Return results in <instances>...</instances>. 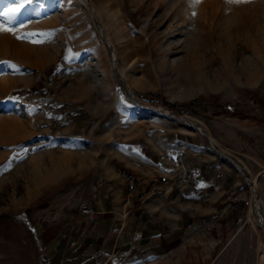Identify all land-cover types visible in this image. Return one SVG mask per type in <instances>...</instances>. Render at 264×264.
Masks as SVG:
<instances>
[{
    "label": "rangeland",
    "instance_id": "1",
    "mask_svg": "<svg viewBox=\"0 0 264 264\" xmlns=\"http://www.w3.org/2000/svg\"><path fill=\"white\" fill-rule=\"evenodd\" d=\"M7 26L53 36L0 33V264H47L54 205L91 207L131 164L180 155L221 193L215 222L126 264H264V0H24ZM69 247L50 264H75Z\"/></svg>",
    "mask_w": 264,
    "mask_h": 264
},
{
    "label": "crops",
    "instance_id": "2",
    "mask_svg": "<svg viewBox=\"0 0 264 264\" xmlns=\"http://www.w3.org/2000/svg\"><path fill=\"white\" fill-rule=\"evenodd\" d=\"M186 158L180 155L175 163L159 156L143 166L131 164L114 187L104 188L103 197L93 200L91 215L82 213L84 207L73 205L65 213L60 204L54 205L57 211L41 232L42 242L54 247L52 252L71 245L64 255L66 263L126 264L141 255H155L158 247L171 246L194 223L213 225L215 220L203 218L219 208L221 193L212 185L201 188L186 179ZM203 168V178L218 176Z\"/></svg>",
    "mask_w": 264,
    "mask_h": 264
},
{
    "label": "snow or ice",
    "instance_id": "3",
    "mask_svg": "<svg viewBox=\"0 0 264 264\" xmlns=\"http://www.w3.org/2000/svg\"><path fill=\"white\" fill-rule=\"evenodd\" d=\"M30 2V0H29ZM190 5H195L198 4L200 2V0H189ZM226 2L229 3H246L248 2V0H226ZM24 4V0H21V3L16 6V7H12V6H7L3 11H0V33H10L12 35L15 36L16 39L18 40H28L30 43H34V44H40V43H45L47 42L49 39L52 38L53 33L52 32H47V33H39V35L41 37H43L44 39H31L32 37H35L36 35H38L37 33H33V32H29V33H25L23 36L21 35H17L16 34V29L9 27L7 25H11L14 21L17 20L18 16L20 15V11L21 8L23 7ZM193 17L196 15L195 12L192 13ZM21 26H23L21 24ZM69 55L65 56V59H71L72 58V54H71V50H68ZM9 62L7 61H0V64H8ZM23 151L27 152V149H23Z\"/></svg>",
    "mask_w": 264,
    "mask_h": 264
},
{
    "label": "trees",
    "instance_id": "4",
    "mask_svg": "<svg viewBox=\"0 0 264 264\" xmlns=\"http://www.w3.org/2000/svg\"><path fill=\"white\" fill-rule=\"evenodd\" d=\"M136 97L143 104H150L152 106H161L162 105L166 110H168L170 112L172 111V112L178 114L179 116H182L183 113L186 112L184 106H191L193 108H196L197 110H199V109H207V110H209V108H204V106L202 105V102L200 100H194V101H192L190 103L184 104L182 109L180 111H178L176 109L175 105H173L170 102L165 101L161 96H159L157 94H153V93H149V94H145V95L137 94ZM132 215H133V212H132ZM31 227H32L33 230L36 231V228H35L34 225H31ZM36 234H37V239L39 241V244H40L44 259L46 260L47 264H50V262L47 259V252H48V248H50V246H45V244L42 242L41 237H40L41 236V231L40 232L36 231Z\"/></svg>",
    "mask_w": 264,
    "mask_h": 264
},
{
    "label": "built area",
    "instance_id": "5",
    "mask_svg": "<svg viewBox=\"0 0 264 264\" xmlns=\"http://www.w3.org/2000/svg\"><path fill=\"white\" fill-rule=\"evenodd\" d=\"M233 164H235V163H233ZM235 165H237V164H235ZM238 166V165H237ZM186 176H187V178H190L191 176L190 175H188L187 173L185 174ZM82 213L84 214V215H91V214H93L94 212H93V210L91 209V208H89V207H84L83 209H82ZM260 218H261V220H263V216L260 214Z\"/></svg>",
    "mask_w": 264,
    "mask_h": 264
},
{
    "label": "bare ground",
    "instance_id": "6",
    "mask_svg": "<svg viewBox=\"0 0 264 264\" xmlns=\"http://www.w3.org/2000/svg\"><path fill=\"white\" fill-rule=\"evenodd\" d=\"M70 161V160H69Z\"/></svg>",
    "mask_w": 264,
    "mask_h": 264
}]
</instances>
